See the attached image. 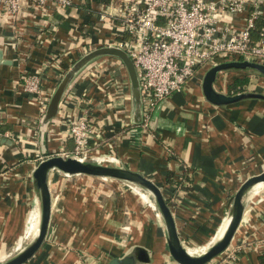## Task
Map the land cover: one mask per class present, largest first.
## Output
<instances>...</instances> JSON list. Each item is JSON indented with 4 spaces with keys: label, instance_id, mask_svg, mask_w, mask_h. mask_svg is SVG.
Here are the masks:
<instances>
[{
    "label": "crops",
    "instance_id": "0c3cea01",
    "mask_svg": "<svg viewBox=\"0 0 264 264\" xmlns=\"http://www.w3.org/2000/svg\"><path fill=\"white\" fill-rule=\"evenodd\" d=\"M57 1L47 0L41 9L30 0H19L15 19L0 11V54L5 60L0 62V258L5 255L3 247L25 238L30 216L39 219L33 169L48 155L73 151L65 123L83 115L90 124L94 157L113 155L116 165L139 171L162 186L173 203L185 246L207 239L208 231L218 229L227 217L242 179L264 167V101L214 106L203 98L197 76L159 104L144 126L143 119L137 124L131 116L123 65L105 56L76 77L56 116L44 123L42 102H47L63 72L88 50L111 45L116 38L114 22L103 23L99 13L114 14L118 0H71L63 7H57ZM247 1L251 5L258 0ZM259 1L264 11V0ZM250 5L237 15L218 13L221 25L237 34ZM29 73L40 79L37 94L23 91L22 76ZM230 76L243 74L223 72L215 87L228 93ZM184 171L187 177L176 190L165 184L168 172L178 176ZM48 186L47 235L26 264H106L134 244L152 250L150 264H173L163 250L164 232L150 225L154 221L144 222L142 214L125 215L133 227L119 238L126 209L128 213L138 209L127 200L123 182L54 169ZM259 189L258 194L253 192L232 243L209 264H264V184ZM231 253L235 258H229Z\"/></svg>",
    "mask_w": 264,
    "mask_h": 264
},
{
    "label": "built area",
    "instance_id": "2783aa9c",
    "mask_svg": "<svg viewBox=\"0 0 264 264\" xmlns=\"http://www.w3.org/2000/svg\"><path fill=\"white\" fill-rule=\"evenodd\" d=\"M30 1L41 9L47 3V0ZM70 2L60 0L56 4L63 7ZM250 3L247 0H118L114 14L99 13L103 23L114 22L116 26L112 45L125 50L134 64L141 88L144 126L159 104L213 64L233 59L264 63V39L252 41L249 31L264 11L260 8L261 1ZM248 4L249 14L237 34L221 25L218 13L237 15L248 9ZM18 9L19 0H0L3 14L15 19ZM22 87L25 93H39V77L24 74ZM47 102H42V110ZM65 125L66 136L73 143L70 156L81 161L118 162L113 155L94 157L87 115ZM229 258L235 255L231 253Z\"/></svg>",
    "mask_w": 264,
    "mask_h": 264
},
{
    "label": "water",
    "instance_id": "95a60500",
    "mask_svg": "<svg viewBox=\"0 0 264 264\" xmlns=\"http://www.w3.org/2000/svg\"><path fill=\"white\" fill-rule=\"evenodd\" d=\"M105 56L117 58L123 65L128 79L131 116L134 123H141L143 119L141 88L134 64L125 50L112 44L88 50L63 72L48 99L43 115L44 123L51 121L56 116L60 103L76 77L90 63ZM0 62H5L1 58V54ZM230 70H251L264 78V63H259L252 59H233L215 63L207 68L201 77L200 89L205 101L218 107L237 104L244 100L264 101V93L252 91L251 89L232 94L218 90L215 87L218 75ZM116 164L81 161L70 155H48L40 160L32 171V183L39 196L37 233L25 247L12 257L0 261V264H26L43 245L51 213V193L48 186V175L54 169L66 175H83L100 179L118 180L126 184H133L151 194L155 202L154 208L157 210L156 213L163 224V250L168 256L169 262L173 264H209L210 262H215L232 243L246 206L252 198L253 187L256 184H264V168L245 177L231 197L230 209L227 215L228 222L221 235L200 253L190 254L179 237L172 207L168 204L161 187L141 172ZM247 195H249L248 198ZM150 225L152 226L153 224L150 223ZM146 228V231L150 232V226ZM151 255V249L134 244L128 247L121 255L109 259L106 264H150Z\"/></svg>",
    "mask_w": 264,
    "mask_h": 264
},
{
    "label": "rangeland",
    "instance_id": "374dc122",
    "mask_svg": "<svg viewBox=\"0 0 264 264\" xmlns=\"http://www.w3.org/2000/svg\"><path fill=\"white\" fill-rule=\"evenodd\" d=\"M237 71L239 73H242L244 75L243 77H247V79L251 80V86L253 85V88L252 87H250V88H251V90L253 89L252 91H254V90H256V91H260V90L261 91H264V86L263 85H260V82H261L260 79H264V78H262V77L260 78V76L258 74L254 73L251 70H237ZM257 77H259V78H257ZM230 78H232V77L230 76ZM245 90H247V89H245ZM89 162H94L95 163V161H93V160H89ZM77 176H83V175H77ZM94 178H96V177H94ZM96 179H99V178H96ZM105 181H108V182L112 181L113 182V181H118V180H114V179H109L108 178ZM124 184L126 185V187L128 189V192H129V195L126 196L127 197V200H130L131 202H133V207H137L138 209H135L133 211H130L129 213L127 212L128 209H126V212L124 213V217H123V220L124 221H123V224L121 225V235H120L119 238H121L122 236H125L126 233H124V231L125 232L126 231L127 232H130V229L133 227V225H131V222L129 221V218L130 217L129 216L128 217L125 216V215H129V214L130 215L131 214L132 215H137L138 213L139 214H142L143 215V218H144V222H148L149 223V222L154 221L153 222L154 223L153 226H158L157 228H160L163 231V224H162L161 218L160 217L157 218L155 216V213L157 212V210L154 208L155 202H154V199H153L152 195L149 194L144 189H142L140 187H137V186H135L133 184L131 186L129 184H126V183H124ZM261 191H262L261 189L260 190L257 189L256 192H255V194L256 193L258 194ZM143 192L145 193V196H147L146 198L145 197L144 198L142 197V193ZM247 196H249V195H247ZM153 209H154V211H153ZM216 230H217V227H216ZM216 230H212L211 233L210 232L207 233V237H209L208 239L210 241H208L206 245L203 244L204 241H202V239L197 242V247H196L197 250H198L197 253H200L203 250V247L206 248L207 246H209L213 242V240H212L213 238H211V237L216 232ZM28 235L29 234H27L25 236V238H23V240L20 239L18 241L17 245L11 246L10 248H7V249L6 248L4 249V247H3V249H1V251L2 252H5V255H2L3 257L0 258V261H4V260L12 257L14 254H16L18 251H20L21 248L25 247L29 243V241L32 239V237H28Z\"/></svg>",
    "mask_w": 264,
    "mask_h": 264
},
{
    "label": "trees",
    "instance_id": "16d2710c",
    "mask_svg": "<svg viewBox=\"0 0 264 264\" xmlns=\"http://www.w3.org/2000/svg\"><path fill=\"white\" fill-rule=\"evenodd\" d=\"M249 31H250V37H251L252 41L256 42V41L260 40L261 38L264 39V13L259 15L254 20V24ZM230 71H235V70H230ZM227 72H229V71H227ZM243 76L231 78V80L229 81V83L226 85V88H225L229 94H232V93H235L238 91H243V90L251 87V80H249V79H247V77H243ZM257 78H259V77H257ZM171 156L173 157V155H171ZM184 172H183V174L178 175V176L173 174V172H168L167 175L165 176V184L173 185L175 190H176V186H178V184L183 183L184 182L183 179H185L187 177L186 171H184ZM167 202L171 207H173V203L168 198H167Z\"/></svg>",
    "mask_w": 264,
    "mask_h": 264
},
{
    "label": "bare ground",
    "instance_id": "6f19581e",
    "mask_svg": "<svg viewBox=\"0 0 264 264\" xmlns=\"http://www.w3.org/2000/svg\"><path fill=\"white\" fill-rule=\"evenodd\" d=\"M198 77L199 78H201L202 77V74H199L198 75ZM130 185V184H129ZM262 184H256L254 187H253V191H255V190H257L260 186H261ZM131 186V185H130ZM133 188V187H132ZM260 190V189H259ZM144 193V192H143ZM142 193V197L144 198H146L147 196H145V193L143 194ZM148 194V193H147ZM140 196V195H139ZM149 197V196H148ZM152 198V197H151ZM247 198H248V196H247ZM153 201V200H152ZM37 209V208H36ZM153 211H154V209H153ZM32 215V214H31ZM155 216L157 217V218H159V215L157 214V213H155ZM31 218H30V220H29V225H28V228H27V230H26V233L27 234H29V236L30 237H34L35 235H36V233H37V229H38V217H33V215L32 216H30ZM227 222H228V217H226L225 218V220L222 222V224L218 227V229L216 230V232L213 234V236L211 237V238H213L212 240H214V239H217L220 235H221V233L223 232V230H224V228H225V226H226V224H227ZM209 232V231H208ZM25 234V233H24ZM22 238V237H21ZM209 238V237H208ZM203 239L202 241H204L203 242V244L204 245H206L207 244V242L208 241H210L209 239ZM31 239V238H30ZM22 240H23V238H22ZM29 241V240H28ZM21 243V242H20ZM210 243V242H209ZM18 247V246H17ZM186 248H187V250H188V252L190 253V254H195L198 250H197V243H190L189 245L187 244L186 246H185ZM22 249V248H21ZM203 249H205V247H203ZM15 250V249H14ZM202 250V249H201ZM16 251V250H15ZM174 264H176V263H174Z\"/></svg>",
    "mask_w": 264,
    "mask_h": 264
}]
</instances>
